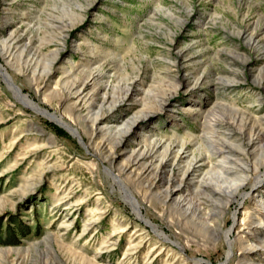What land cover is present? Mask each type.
<instances>
[{
    "label": "rangeland",
    "instance_id": "rangeland-1",
    "mask_svg": "<svg viewBox=\"0 0 264 264\" xmlns=\"http://www.w3.org/2000/svg\"><path fill=\"white\" fill-rule=\"evenodd\" d=\"M178 51L185 57L174 64ZM0 64V264H264V251L241 249L258 195L253 183L264 174L263 139L249 149L252 172L241 189L206 201L209 230L189 220L194 189L176 212L127 171L141 214L164 238L113 178L131 149L111 154L117 134L106 129L149 111L132 131L136 140L148 132L209 139L183 109L195 103L209 118L236 121L228 134L248 138L245 118H264V0H0ZM179 71L189 74L164 103L169 76ZM89 74L98 77L85 91L95 98L90 108L73 94ZM134 78L146 81L144 91L121 101ZM104 95L115 107L106 103L97 124ZM233 214L246 237L228 254ZM256 236L264 239V230Z\"/></svg>",
    "mask_w": 264,
    "mask_h": 264
},
{
    "label": "bare ground",
    "instance_id": "bare-ground-1",
    "mask_svg": "<svg viewBox=\"0 0 264 264\" xmlns=\"http://www.w3.org/2000/svg\"><path fill=\"white\" fill-rule=\"evenodd\" d=\"M63 33L64 37H66L69 36L70 32L68 33L66 32V30H64ZM253 36L255 35H252V39ZM77 49H80V47H78ZM184 57L185 54H183V52L181 51H178L173 58V63L177 64L178 60ZM244 62L245 67L250 66L248 60H244ZM85 64H88V62H86ZM0 66L2 65L0 64ZM1 69L3 70L2 67ZM188 74H182L179 71L176 76H169V78H171V82L166 83V87L168 88L167 90H169V92L163 98L164 103H167L169 100L177 96V90L182 84H184V81L187 78ZM228 75L231 78L236 79L239 74L236 69L230 68L228 71ZM97 78V76L89 74L86 76V80L83 81L82 85L80 83V86L79 84L76 85L77 83L75 84L76 86L74 89L78 88L77 90H74L75 92H73V94L77 95L78 98L75 104L81 103V106H87L88 108L92 107V104H90L91 101L89 102V100H93L94 97L92 96L93 98H90L91 95L89 96V94L91 91H88L89 94H86L85 91L87 90L88 85L94 80H97ZM9 84L16 89V94L19 95V89L10 81ZM145 84L146 81L144 79H132L128 83V86L124 92L123 99L121 101H124L126 98H129V96L133 95L137 88H142L144 91ZM221 84H224V82H222ZM93 85H95L96 87V84H94V82ZM149 92L150 90H148V93ZM102 97L103 98L98 108V116L95 117V122L97 124L102 122V119H100L102 118L101 115L105 114L102 111L105 104L108 103V97L106 95ZM21 98L25 100L24 95ZM108 106V110L112 107H115V102L113 103L112 101H110V103H108ZM183 109H185L186 113L192 114L193 119L195 118L200 121L203 132L209 135V139L205 140L201 135L192 136L187 134L186 137H188V139L185 140H180V138L175 135H172L169 138L162 139V137L158 138L157 133L148 132L147 135L143 136L141 139L136 140V135H134L132 131L138 125L140 120L149 117V115L151 114L149 111L143 113V115L141 116H135L125 120L122 119L121 125H115V122L111 121L112 125L106 126V129L109 132L114 133V137L117 134L114 144L110 147V151H113L111 154H117L118 151L125 150L127 148L131 149L127 156V163L125 165V168L121 170L117 175H113V178L123 184L126 196L127 198H129L131 208H133L135 212H138V216L141 215L140 219L148 223V225L154 229L159 237L164 238H166L165 235L163 234V232L159 231L157 225L151 223L150 221H147L145 219V216L141 214L140 209L143 207L142 203L137 200L130 187H128V185L124 183L125 179L127 181V178H125L124 176L127 171L130 170V173L140 175L142 183L145 184L151 191L153 189L159 190V194L164 205L170 206V204H174L176 212L182 210L183 205H186L188 203L187 201L189 199L186 198L188 195H185V193L188 191L191 192L192 189H194V194L196 195L197 202L194 204L195 209L193 211H190V213L188 214L189 220L197 223L202 228L209 230L210 226H208L209 221L207 220L209 219L207 217L209 212H206L205 210V207H207V205H205L206 201H217V199H220L222 197L224 198L229 193L233 191L237 192L241 189L244 183H246L250 171L252 172V170H249V168H247L248 154H250L248 153L249 149L254 144V142H260L262 139L264 140V118H257L254 120L252 119V121H246L248 119V117H246L245 122H243V128H247L250 135L248 134V138H244V132L242 133L240 131L242 133L241 135L239 134L234 136L228 134L227 132V130L233 131V127L236 124V121L234 122L222 117H218L216 113L211 115L212 118H209L206 116L207 112L203 110V107L200 105H196L195 103L188 104ZM108 115L109 114H107V117ZM68 128L70 130H73L72 126H68ZM133 141L137 142V148H132V144L134 143ZM190 143H192L193 147H195L199 153H202V155L199 154L198 156H196L194 154V148L189 146ZM212 158H215V161L213 163L210 162V159ZM111 161L113 162V158ZM238 163L242 164L244 167H240ZM263 176L264 174L257 176L253 183V187L254 189H256L255 192H258V195L250 205V217L242 225L246 229V231H248L247 233H249L247 234V243H245V245L243 243V247L241 248L243 250L247 249L248 251H251L255 249V251L257 250V252L264 251V239L258 238L256 236L257 234H259V231L264 230V194H262V190L259 189L262 188L261 185L264 181V178H262ZM218 183L229 184L230 186L221 188L218 186ZM246 195L248 194H243V196ZM190 197L191 196H189V198ZM213 203H211V205ZM236 221V214H233V225H231L226 230L224 235L228 245V254L232 253V247L233 245H235V243H242V241L246 237L244 234H241V230H236ZM143 238L144 237H142V239ZM249 238L251 239V243L249 242ZM134 245L135 244H130L129 247H133ZM178 246L180 247V249H184V246L180 245V243H178ZM153 248L156 249V245ZM222 264H227V262H223Z\"/></svg>",
    "mask_w": 264,
    "mask_h": 264
}]
</instances>
